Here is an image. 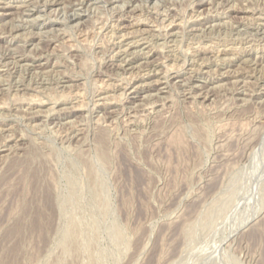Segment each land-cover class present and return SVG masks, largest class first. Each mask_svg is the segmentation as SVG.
I'll return each mask as SVG.
<instances>
[{
  "label": "rangeland",
  "instance_id": "obj_1",
  "mask_svg": "<svg viewBox=\"0 0 264 264\" xmlns=\"http://www.w3.org/2000/svg\"><path fill=\"white\" fill-rule=\"evenodd\" d=\"M0 264H264V0H0Z\"/></svg>",
  "mask_w": 264,
  "mask_h": 264
},
{
  "label": "bare ground",
  "instance_id": "obj_2",
  "mask_svg": "<svg viewBox=\"0 0 264 264\" xmlns=\"http://www.w3.org/2000/svg\"><path fill=\"white\" fill-rule=\"evenodd\" d=\"M37 17V16H36ZM34 20V19H33ZM35 21V20H34ZM137 36V35H136ZM132 89V88H131ZM134 90V89H133Z\"/></svg>",
  "mask_w": 264,
  "mask_h": 264
}]
</instances>
